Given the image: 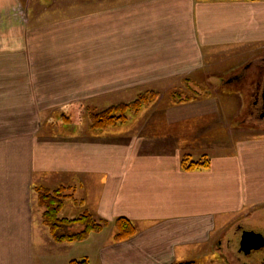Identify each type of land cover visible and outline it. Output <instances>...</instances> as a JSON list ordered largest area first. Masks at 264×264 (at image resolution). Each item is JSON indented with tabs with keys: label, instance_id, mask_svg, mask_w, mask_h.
<instances>
[{
	"label": "crops",
	"instance_id": "obj_1",
	"mask_svg": "<svg viewBox=\"0 0 264 264\" xmlns=\"http://www.w3.org/2000/svg\"><path fill=\"white\" fill-rule=\"evenodd\" d=\"M103 2L70 13L73 1L64 11L56 0H0V264H197L237 221L264 224V136L225 140L230 115L213 93L160 96L100 134L86 112L57 123L72 104L202 81L219 57L262 48L264 0ZM183 156L209 167L185 171ZM37 185L69 187L62 217L85 210L109 225L81 243L54 242ZM119 217L137 232L114 242Z\"/></svg>",
	"mask_w": 264,
	"mask_h": 264
},
{
	"label": "rangeland",
	"instance_id": "obj_2",
	"mask_svg": "<svg viewBox=\"0 0 264 264\" xmlns=\"http://www.w3.org/2000/svg\"><path fill=\"white\" fill-rule=\"evenodd\" d=\"M47 1L49 4L53 3L52 5H54L55 0ZM56 1L58 2V6H60V3H63V9L65 11L66 3H70V1H73L76 5V1L78 0ZM79 1V4L76 5L74 9L70 8L68 12L83 13L92 11L95 10L94 8H96L97 6L101 7L105 5L103 4V1L107 0ZM88 1H91V3ZM127 1L130 0H111V2L117 4H125ZM97 2L100 4H98ZM219 58L220 59L217 60L216 63L204 73V75H206L204 80L195 82L192 81L191 78H185L181 79V81H179V83H177L175 87H172L168 91H154L160 94L159 97L161 96V98L170 99V93H172L173 91L186 93L188 91L186 84L194 83V85L191 84L193 86V90H202V92L205 91V93H209L210 95H212L213 93V95L220 97V99L222 98L221 100H218V104L223 107V110L224 108H226L225 112H229V121L227 120V118H225L228 121V125H226V127L232 129V132L229 131L230 135L225 134L226 132H228V130L225 129L226 132L223 134L225 135V140L231 142V140L233 139L235 141V139L237 138H243L242 134H244V137L261 135L264 136V115L262 114V116H259V111H256L254 108V95H256L254 86L258 82V71L260 69L259 67L264 64V46L262 48H257L255 51L242 53L241 55H225ZM235 75L239 77L238 80L234 79L233 81H230L231 77ZM100 99L102 100L103 97ZM259 104L260 101L258 100L255 106L257 105L258 107ZM107 107H109V105L107 106V103L97 101L96 103L89 105L81 104V110L79 112H88L87 110L96 112ZM251 111L254 114H251ZM241 182L243 183V179H241ZM74 198L77 199V197L75 196ZM77 204L80 208V204L78 202ZM76 207L77 205L73 204V208ZM65 216L69 218L76 217L75 214H65ZM77 228V225H71L65 231L75 232ZM263 230L264 224L260 225L256 223V221L253 222L252 219L243 218L242 220L237 221V223L232 225V228L230 230H227V232H225L221 251L216 255L211 254L205 258L203 257L199 259L197 261V264H255L256 262H260L261 258L256 259V256L261 255L264 252V248L256 253H253L254 255L252 254L250 256L241 254L239 252L238 246L240 235L243 231L263 233Z\"/></svg>",
	"mask_w": 264,
	"mask_h": 264
},
{
	"label": "trees",
	"instance_id": "obj_3",
	"mask_svg": "<svg viewBox=\"0 0 264 264\" xmlns=\"http://www.w3.org/2000/svg\"><path fill=\"white\" fill-rule=\"evenodd\" d=\"M223 1H260V0H223ZM188 82V81H185ZM194 85V83H191ZM191 84H186L188 91L170 93V100L174 103L189 102L194 99L209 95L202 90H193ZM159 93L154 90H148L138 94L132 101L119 103L109 106L100 111L93 112L87 110V120L89 129L100 134L105 130L125 122L133 113L140 112L147 107L153 105L159 98ZM81 110V104H72L67 110L58 117L59 124H72L78 121V113ZM181 167L185 171L205 170L209 167V160L206 157L200 160L193 161L189 156H183L181 159ZM69 187L59 186L55 189H49L41 185L33 187V192L36 195L37 206L42 210V224L47 228L50 237L54 242H76L81 243L86 241L93 233H99L109 223L106 220L96 219L88 211H82L76 217L68 218L60 215L61 210L70 198L72 193H69ZM79 225V229L75 232L63 231L62 229L71 226ZM113 241L122 242L133 237L137 228L134 223L125 217L115 219L112 224ZM69 264H88L86 260L70 261ZM181 264H196L195 262H186Z\"/></svg>",
	"mask_w": 264,
	"mask_h": 264
},
{
	"label": "flooded vegetation",
	"instance_id": "obj_4",
	"mask_svg": "<svg viewBox=\"0 0 264 264\" xmlns=\"http://www.w3.org/2000/svg\"><path fill=\"white\" fill-rule=\"evenodd\" d=\"M259 68L260 69L258 71V82L254 86L255 87V94H256V95H254V97H255L254 98L255 99V101H254V108H255L256 111H259V113H258L259 116H262V114L264 115V99L262 97V89H263V85H264V72H263L264 71V64L261 65ZM232 77H231L230 81H233L234 79L235 80H238V78H239L236 75L235 76H232ZM258 100L260 101V104L257 107V105L255 106V104H257ZM251 114H254V113L251 111ZM261 234L264 236V232L263 233L261 232ZM263 248H264V246L261 247L258 250H251L250 253L247 254V255H250L251 256L253 253L258 252V251H260ZM239 252L241 254H243V252H241L240 250H239ZM259 258H261L260 262H256L255 264H264V252L261 255H257L256 256V259H259Z\"/></svg>",
	"mask_w": 264,
	"mask_h": 264
},
{
	"label": "water",
	"instance_id": "obj_5",
	"mask_svg": "<svg viewBox=\"0 0 264 264\" xmlns=\"http://www.w3.org/2000/svg\"><path fill=\"white\" fill-rule=\"evenodd\" d=\"M264 99V85L262 89ZM264 246V236L254 231H243L239 240V250L247 255L251 250H258Z\"/></svg>",
	"mask_w": 264,
	"mask_h": 264
}]
</instances>
